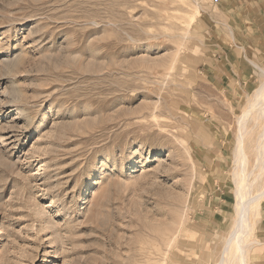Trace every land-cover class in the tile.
I'll list each match as a JSON object with an SVG mask.
<instances>
[{
	"label": "rangeland",
	"instance_id": "1",
	"mask_svg": "<svg viewBox=\"0 0 264 264\" xmlns=\"http://www.w3.org/2000/svg\"><path fill=\"white\" fill-rule=\"evenodd\" d=\"M231 4L0 0V264L218 262L239 118L264 83L245 49L216 77ZM250 49L264 66V40ZM255 211L249 264H264V199Z\"/></svg>",
	"mask_w": 264,
	"mask_h": 264
},
{
	"label": "bare ground",
	"instance_id": "2",
	"mask_svg": "<svg viewBox=\"0 0 264 264\" xmlns=\"http://www.w3.org/2000/svg\"><path fill=\"white\" fill-rule=\"evenodd\" d=\"M255 65L260 70V74L264 75V66L256 63ZM254 97L255 100L239 118V133L237 134V146L234 152V168L232 173L236 194V212H234L236 225L227 234L221 249L220 259L216 264H249L252 245L258 242L250 238L253 230V222H250V210H253L252 214L256 213L255 210H257L259 203L264 199V187L257 188L258 190L255 194L252 191L255 183H258L257 180L261 179L262 176L264 177V130L260 135L259 144L256 145L254 170L249 172L245 133L247 131L246 124L254 112L257 113V118H264V83L257 88ZM257 169H259V173L254 175ZM253 175L256 178L250 180Z\"/></svg>",
	"mask_w": 264,
	"mask_h": 264
},
{
	"label": "crops",
	"instance_id": "3",
	"mask_svg": "<svg viewBox=\"0 0 264 264\" xmlns=\"http://www.w3.org/2000/svg\"><path fill=\"white\" fill-rule=\"evenodd\" d=\"M231 2L233 3L231 4L233 6L231 10L236 11V14L240 16L241 28L238 33L231 31L234 41H218V46L220 47L216 51L219 57L214 71L216 69L222 71L221 74L215 72V75L218 74L216 77L221 81L224 76L226 78L228 74L238 68L240 69V55L244 52V49L246 58L256 68L255 58L250 54V46L254 44L260 45L262 40H264V0H231ZM237 48L240 49V54Z\"/></svg>",
	"mask_w": 264,
	"mask_h": 264
}]
</instances>
